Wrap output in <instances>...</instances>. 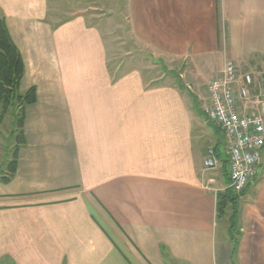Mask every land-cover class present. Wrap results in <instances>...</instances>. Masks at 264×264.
Listing matches in <instances>:
<instances>
[{
    "label": "crops",
    "instance_id": "1",
    "mask_svg": "<svg viewBox=\"0 0 264 264\" xmlns=\"http://www.w3.org/2000/svg\"><path fill=\"white\" fill-rule=\"evenodd\" d=\"M53 1L64 0H0L24 64L19 90H36L16 171L0 181V264H231L229 210L224 237L216 230L225 136L206 83L226 60L264 75V0H97L90 14L49 18ZM119 16L151 63L125 52L110 67L120 28L106 22ZM157 62L183 65L178 81ZM236 207L232 264H264V146Z\"/></svg>",
    "mask_w": 264,
    "mask_h": 264
},
{
    "label": "built area",
    "instance_id": "2",
    "mask_svg": "<svg viewBox=\"0 0 264 264\" xmlns=\"http://www.w3.org/2000/svg\"><path fill=\"white\" fill-rule=\"evenodd\" d=\"M206 92L207 116L225 136L227 187L241 194L258 173L264 146V75L254 79L251 72L226 60L207 81ZM203 165L205 169L219 165L212 146L206 148Z\"/></svg>",
    "mask_w": 264,
    "mask_h": 264
},
{
    "label": "trees",
    "instance_id": "3",
    "mask_svg": "<svg viewBox=\"0 0 264 264\" xmlns=\"http://www.w3.org/2000/svg\"><path fill=\"white\" fill-rule=\"evenodd\" d=\"M24 74V64L16 45L12 41L5 18L0 14V123L4 115L13 109L14 125L9 135L14 136L15 144L12 145L11 159L6 163V170L0 174V181L8 182L16 171L19 145L25 141L23 133L24 108L35 102L36 90L34 86L21 92L19 85ZM227 159L225 158L223 164ZM227 174V173H226ZM237 195L230 188L218 191L216 194V215L222 217L228 214L229 239L232 242L231 255L234 257L237 248ZM163 255H169L165 248L161 247ZM231 258V257H230ZM232 262L233 259L231 258Z\"/></svg>",
    "mask_w": 264,
    "mask_h": 264
},
{
    "label": "rangeland",
    "instance_id": "4",
    "mask_svg": "<svg viewBox=\"0 0 264 264\" xmlns=\"http://www.w3.org/2000/svg\"><path fill=\"white\" fill-rule=\"evenodd\" d=\"M97 0H64L62 3H60V7H59V3L56 2H52L51 5V13L49 12V18H54V14H52V12H54L55 14L59 15L61 18L69 15V11H74L72 9L73 6L76 7H81L85 10H83V12L90 14V12L93 10L91 7V4L93 5L94 2H96ZM57 8H59V10H57ZM105 8V7H103ZM93 12H95V15H92L94 19H96L97 21L101 18L102 20H106L107 18V14L106 13V9L102 10V9H96ZM92 13V12H91ZM58 16V18H59ZM120 17V16H119ZM95 20V21H96ZM102 22V21H101ZM123 18L120 17V19H117L116 21L114 20L113 23H111V21L106 22V31L110 32L111 30L113 31L112 33H114L115 28L119 27L120 29H117L115 31V36L119 35L120 38H117L116 40L114 39L115 43L112 44L109 48V56H110V67H115L117 66L121 60H123L126 56L128 52L129 54L131 53V55L133 53L136 54L137 57L140 56H145V63H151L152 60L149 59L148 57H146V55L143 54V49L141 48V45L139 43L136 42L135 38L133 37L130 29L128 26H124L126 24H123ZM115 23L118 24L115 25ZM109 34V33H108ZM119 40V41H117ZM109 41V40H108ZM113 47V49H111ZM127 52V53H125ZM136 57V58H137ZM158 65L155 66L157 72L163 73L165 74V76L167 75L168 78L172 79L173 81H178L177 79V73H179V71L181 70V67H183V65H177L175 67H170V66H164L163 68V64H161L160 62H157ZM170 68V69H168ZM202 72H200L199 77L201 79H204V77L208 76V74H204L206 72H210L211 70H205L201 67ZM208 72V73H209ZM189 78V76H187ZM194 77V76H193ZM192 78V77H191ZM190 80V79H189ZM13 125H14V117H13V109H10L5 115L4 118L2 120V122L0 123V174L6 170V163L8 162V160L11 159V155H12V145L15 144V139L14 136H10L9 133L10 131L13 129ZM219 173V172H218ZM218 181H217V185H221L222 183V177L219 175L218 176ZM228 210V208H227ZM226 218H217L216 219V230H217V238H220L221 236L224 237L225 235V230H226ZM229 256L234 260V257H232L231 252H229ZM230 258V260H231ZM231 264H232V260H231Z\"/></svg>",
    "mask_w": 264,
    "mask_h": 264
}]
</instances>
